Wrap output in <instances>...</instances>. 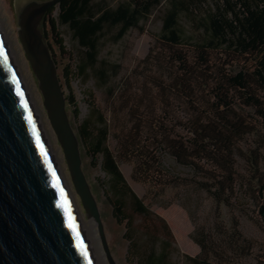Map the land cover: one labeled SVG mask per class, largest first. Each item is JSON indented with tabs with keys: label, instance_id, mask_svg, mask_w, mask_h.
<instances>
[{
	"label": "trees",
	"instance_id": "obj_1",
	"mask_svg": "<svg viewBox=\"0 0 264 264\" xmlns=\"http://www.w3.org/2000/svg\"><path fill=\"white\" fill-rule=\"evenodd\" d=\"M157 9L162 29L137 68L138 78L129 76L109 87L110 115L95 108L79 127L92 163L101 158L109 176L107 194L115 218L129 225L135 215H148V209L125 180L119 158L134 160L143 176L164 188L180 183L167 171L169 156L195 174L190 185L217 204L233 207L239 181L235 158L239 144L256 132L252 113L264 130V0H127L115 8H99L93 0H62L57 20L70 28L77 43L79 74L108 87L119 66L99 60L105 30L117 28L114 40L119 41ZM53 10L42 26L48 20L55 30L49 18ZM183 18L195 29L191 36ZM250 60L258 61L253 71L244 67ZM257 183L264 224V181ZM250 199L256 201V195ZM150 235L152 242L156 236ZM130 241L135 264H173L166 249L158 253L150 246L141 253L132 234ZM198 243L201 253L188 264H226L217 242L204 237Z\"/></svg>",
	"mask_w": 264,
	"mask_h": 264
},
{
	"label": "rangeland",
	"instance_id": "obj_2",
	"mask_svg": "<svg viewBox=\"0 0 264 264\" xmlns=\"http://www.w3.org/2000/svg\"><path fill=\"white\" fill-rule=\"evenodd\" d=\"M26 1L28 0H0V19L5 21V29L19 59L17 68L22 73V79L25 77L27 86L32 89L42 114V123L53 150L61 160L63 174L74 194L76 205L83 220L89 222L91 219L87 218L81 201L75 194L63 150L49 123L35 72L18 38L16 4ZM125 1L127 0H93V4L99 8H115ZM58 14L59 8L55 7L49 15L50 19L55 20V30L47 20L44 26L41 24L40 31L55 60L65 97H72L74 100L73 103H67V114L80 141L83 171L102 214L105 236L116 264L136 263L134 260L136 251L130 248L131 234L139 247V252L142 253L150 246H153L158 253L166 249L168 260L173 264H188L190 257L200 254L201 247L198 240L204 237L211 242H217V249L226 264H264V224L259 215V205L262 200L257 196L261 187L257 181L258 179L264 181V130L258 124L256 115L252 113L249 116L250 121L257 123L256 132L245 137L239 144V152L235 158L239 181L233 207L217 204L207 192L190 185V180L195 174L190 169L177 164L169 156L166 157L167 171L178 177L180 183L177 186L164 188L143 176L142 170H137L134 160L119 158V168L125 180L148 209V215H135L130 225L128 221L119 222L114 216L113 200L109 199L110 196L107 194L109 176L102 168V159L96 157L95 162L92 163L93 157L79 137V127L95 108L110 115L109 87L129 76L133 79L138 78L137 68L147 57L161 32V13L159 9L154 10L148 18L142 19L137 27L130 29L119 41L114 40L117 28L105 30L100 40L99 60L119 66L117 73L112 74L108 87L99 85L91 77H83L79 74V48L70 28L58 22ZM182 25L189 36L195 31L193 25L184 18ZM0 32L2 34L1 27ZM59 40L61 44L58 43ZM257 66L258 61L250 60L244 67L253 71ZM109 145L115 149L114 138H111ZM252 195H256V201L250 199ZM131 212L128 207L127 216ZM147 228L152 232L149 233ZM152 233L156 238L151 242ZM165 242L168 243L167 247ZM239 245L243 246L240 250ZM211 255L216 258L214 254Z\"/></svg>",
	"mask_w": 264,
	"mask_h": 264
},
{
	"label": "water",
	"instance_id": "obj_3",
	"mask_svg": "<svg viewBox=\"0 0 264 264\" xmlns=\"http://www.w3.org/2000/svg\"><path fill=\"white\" fill-rule=\"evenodd\" d=\"M61 2H18V38L38 80L75 194L87 218L96 224L108 263L116 264L102 214L83 171L80 141L67 114L57 66L40 31L44 17ZM0 264H99L74 194L1 32Z\"/></svg>",
	"mask_w": 264,
	"mask_h": 264
},
{
	"label": "bare ground",
	"instance_id": "obj_4",
	"mask_svg": "<svg viewBox=\"0 0 264 264\" xmlns=\"http://www.w3.org/2000/svg\"><path fill=\"white\" fill-rule=\"evenodd\" d=\"M4 22L5 21L3 19H0V27H1L2 35L4 36L5 42L7 44L6 46H8L9 53H10L12 59L16 63V66H18L19 65L18 64L19 59H18L17 53L13 49L12 42H11V40L9 38V35H8V33H7L6 29H5V26H4V24H5ZM20 75H22L21 72H20ZM22 80L23 81L25 80L24 82L26 84V86H25L26 90H27V92L29 94V97L31 98V101H32V103L34 105V108H35V111H36L37 115L40 117V119L42 121V114H41L39 106L36 103V100H35V98L33 96L34 94L32 92V89L27 86V81H26L25 77ZM53 154L55 156V159H56V162H57L58 166L63 171V169L61 167V160L57 157V152L53 150ZM83 226H84L85 231H86V233H87V235L89 237L91 245H92V247H93V249H94V251L96 253V256H97L99 264H108V260H107V257L105 255V252L103 251V247H101L102 244H101V241H100V238H99L98 231L96 230L97 227H96L95 222L93 220H91L89 222H85L83 220Z\"/></svg>",
	"mask_w": 264,
	"mask_h": 264
}]
</instances>
